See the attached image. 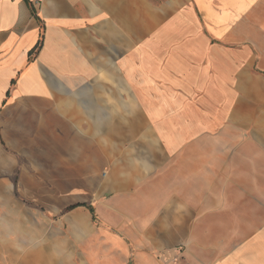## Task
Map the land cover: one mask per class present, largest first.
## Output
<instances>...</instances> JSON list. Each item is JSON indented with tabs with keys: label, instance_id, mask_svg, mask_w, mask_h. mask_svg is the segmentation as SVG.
Returning a JSON list of instances; mask_svg holds the SVG:
<instances>
[{
	"label": "crops",
	"instance_id": "1",
	"mask_svg": "<svg viewBox=\"0 0 264 264\" xmlns=\"http://www.w3.org/2000/svg\"><path fill=\"white\" fill-rule=\"evenodd\" d=\"M261 3L0 0V264L108 235L135 264L193 245L188 264H264V141L222 124L180 147L221 127L219 69L254 67Z\"/></svg>",
	"mask_w": 264,
	"mask_h": 264
},
{
	"label": "rangeland",
	"instance_id": "2",
	"mask_svg": "<svg viewBox=\"0 0 264 264\" xmlns=\"http://www.w3.org/2000/svg\"><path fill=\"white\" fill-rule=\"evenodd\" d=\"M261 7H263L259 15L263 29L260 34L263 40L261 49L250 48L248 51V57L251 55L252 58V54L254 55V67L242 65L233 69H219L220 102L218 105H221L224 117L216 121L215 125L219 124L221 127L214 126L210 133H204L198 128L194 136L190 138L187 135L182 136L181 140L184 141L180 147L187 146L188 143L190 146L223 144V131H219L222 124H225L228 130H231L230 127L236 129V131L232 129L233 132L229 131V135L231 139L237 140V143L264 141V3H261ZM239 48L237 49L240 50ZM239 56L243 59L242 62L247 58L243 54ZM242 62L240 61V64ZM236 79L238 81H235ZM192 105L195 108H201L202 103L196 102ZM218 107L220 106L215 108ZM151 143L152 139H149V144ZM117 242H123L122 250L116 245ZM90 243V253H83V246L76 243L73 258L60 254V264H135L133 258L135 252L130 249L129 242L124 237L108 235L104 241L103 238L94 236ZM201 250L202 248L196 245L149 250L145 253L148 256L140 257L139 261L141 264H148V262L149 264H188L187 260L196 259L198 255H201Z\"/></svg>",
	"mask_w": 264,
	"mask_h": 264
},
{
	"label": "trees",
	"instance_id": "3",
	"mask_svg": "<svg viewBox=\"0 0 264 264\" xmlns=\"http://www.w3.org/2000/svg\"><path fill=\"white\" fill-rule=\"evenodd\" d=\"M88 211H89L91 214H93L91 208H88ZM93 219H94V216L92 217V220H93Z\"/></svg>",
	"mask_w": 264,
	"mask_h": 264
}]
</instances>
